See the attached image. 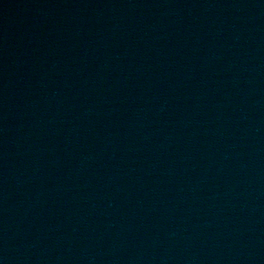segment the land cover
<instances>
[{
	"label": "water",
	"instance_id": "95a60500",
	"mask_svg": "<svg viewBox=\"0 0 264 264\" xmlns=\"http://www.w3.org/2000/svg\"><path fill=\"white\" fill-rule=\"evenodd\" d=\"M264 0H0V264H259Z\"/></svg>",
	"mask_w": 264,
	"mask_h": 264
}]
</instances>
